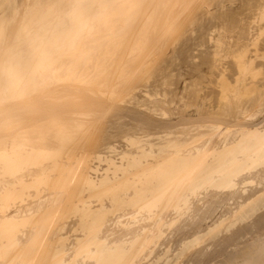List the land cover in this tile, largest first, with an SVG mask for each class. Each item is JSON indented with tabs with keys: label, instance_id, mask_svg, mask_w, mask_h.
<instances>
[{
	"label": "bare ground",
	"instance_id": "1",
	"mask_svg": "<svg viewBox=\"0 0 264 264\" xmlns=\"http://www.w3.org/2000/svg\"><path fill=\"white\" fill-rule=\"evenodd\" d=\"M3 1L4 2L1 1L2 3L0 4V6L2 7L6 6L3 9V11H6L7 9H11V10L15 9V12H18L19 8L15 6L16 0L15 1L14 0H3ZM116 1L117 0H74L72 8H70V10H68V12L65 13L66 15L68 14V16H71L73 18L72 20L70 19V21H72L71 24L70 22H67L69 20L68 18H67L68 20H66L64 16L62 15L60 16L61 14L60 12H59L60 14L58 15H56L58 11H55L56 13L52 12L54 16L56 15L60 17V19L57 17L59 20L58 21L59 23H57L58 24L57 25L55 22L50 21L49 24L51 23H53V25L54 23L56 24L55 27L53 26V29L58 28L60 25H61L60 28L61 27L63 28L62 29L63 32L62 30L59 31L60 33L59 34L57 33L56 35L57 38H55L56 37L55 36L54 37L55 39H53L52 36H54L53 34L56 33L55 30H58V29H54V30L52 29L53 32L55 31L54 33L50 32L51 29L50 30L48 29L49 31H47L46 28L50 27V25H48V23L45 25V22H43V20L46 17L50 18L49 17L51 13L50 11L55 8L49 2H48L49 3V7H48L47 3L44 5V3L41 0H38L37 2H35L36 3L35 6L33 7H31L32 5L27 6L28 11L26 10V12L30 13V15L34 17L33 19H37L36 21L39 22V24L41 23L40 25L41 27L37 28L35 26L37 28L35 29L36 31L33 33L35 35L30 34V35H33L34 38L33 37L29 38L28 36L30 31L32 30L28 31V34H24V36H23V33H22L23 31H22L21 37L24 38L25 36L26 37L28 36L29 38L28 42L29 44H31V46H34L37 48L40 45L42 46V48H45L44 51L43 49H41V47L39 48L40 53L41 51L44 52V53L43 52L41 53L42 60L40 59V61H43V62L45 61L43 60L45 59V57L48 59V56H51L52 50L49 49L50 43L53 44L54 47L58 44L57 45L58 48L57 46L55 47L59 49L57 50L58 52L52 53L53 55L55 53L54 55L55 57H57L56 54L59 53V55H61L63 53L64 51L63 49L67 45L66 42L68 43L69 41L71 43L70 48L72 49L74 48V50H70V49L65 50V55H68L69 57L76 55L77 52L80 53L82 51V50L80 51V48L82 49V45L85 46L86 44V43L84 44L81 43L82 40L80 41L79 44H77L75 42L76 39L78 37L80 38L86 32L92 33L94 30V24L92 23H94V21H98V20L107 21V20H111L110 18L112 16L114 17L121 16L122 18L121 21L124 24L122 32L124 33V31H127L126 29H128L129 27V26L127 27V23H129V20L133 19V17L137 15V14L132 13L135 11L134 9L136 8L138 9L139 7L141 8V6H143L145 1L147 0H121L123 2L121 1L119 2V0L117 2ZM189 1H193V0H189ZM57 2H59L58 5L61 3L59 0H57ZM57 2L56 4L55 3L54 4L57 5ZM41 4H43V6ZM96 4L97 5L99 4L98 6L101 8L99 9L97 6L98 9H96ZM162 4L163 3H161L160 5L162 6ZM66 5H68V3ZM148 5L145 4V9L146 7L149 8L153 4L151 3L149 7ZM160 5H158V7L160 8L157 9L156 7L157 10H160L161 8H163ZM62 6H64V3L62 4ZM168 6L169 5H167L166 7ZM43 7H46V8H43ZM262 9H263L262 12H264V4H262L260 10ZM11 10H9V12L13 14L14 11L12 10L13 11L12 12ZM55 10H59V9H55ZM157 10L155 12V9H154L155 13H153L151 9L149 11L150 12L152 11V13L147 12L148 15L146 14L145 15L147 17L155 16L158 12ZM162 10L163 11L161 10L160 11L164 12V9ZM174 10L172 11H173V14L175 15ZM166 11H168V9ZM172 11L169 10L168 13L166 12L164 13L169 15V17L170 16L172 17V15H170ZM2 12L0 11V43L6 41L5 40L6 35H7L6 26L8 25V24L5 25V22H6L5 17L1 18V15L4 13ZM140 12H141V9H140ZM140 12L138 13L140 14ZM8 13L5 12L4 14H6V16H9V19L11 20L10 18L11 13L10 15H8ZM164 13H162L163 15L162 14L161 15L166 16ZM25 15H27V13ZM142 15L143 14L140 15L141 18H142ZM178 17L179 16H177V18ZM26 18H28V16ZM52 19L50 18L49 20H52ZM49 20L47 19V21ZM263 20L264 18L262 19L255 18L252 24L255 25V27L257 26V28L254 27L253 29H256V30H254L253 32L255 31H258V32H256L254 39L249 41L250 40L249 38L248 40L249 42L246 41L247 42L246 45L244 44L243 47L240 48L237 52V54L239 53L238 58H240V60L244 58L241 61H244L246 59L247 60L246 65L250 67H253L255 65V63L257 62L256 61L257 59H260V57L261 58L264 57L263 55L264 53L263 54L261 53L264 50L261 49L262 47H259V36H260L259 34H261L264 30ZM32 22L30 23L28 22L27 24L24 23L23 29H20V30L25 31L27 30V28L28 29L33 28V26L31 27ZM37 22L36 24L38 26ZM110 23H113V21ZM170 23H175V22L170 21ZM119 24H121V22ZM10 25L12 24L10 23ZM170 25L172 26V24ZM224 26L222 28L220 27L221 31L225 30ZM97 27L95 26V28ZM121 27H122V24H121ZM112 29H113V26H112ZM20 30L17 32L20 33ZM42 32H45V33H42ZM48 32H50L52 36L51 35L48 36L50 34ZM44 34L48 36V38L46 36V40L44 39L45 38ZM60 34L61 35L64 34L63 37L60 36ZM106 35L108 36V41H109V38L112 36V34L110 35L106 34ZM106 35L104 37H106ZM123 35L125 36V34ZM120 36H122V33H120ZM16 37H18V33ZM26 37L24 40L28 39ZM119 38L121 39V37ZM111 40H112V37H111ZM19 41L22 42L21 38L18 40V42ZM99 41H103V39L100 38ZM14 42L12 43L16 44V41ZM91 42L93 41L91 40ZM12 43H11V47L10 46L9 47L11 48V50L12 49L16 50L18 47V43L17 45H15L17 46L16 49L15 47H13L14 45H12ZM145 43L146 41L143 42V45ZM61 46L63 47L61 48ZM252 47H255V49H253ZM85 48H83V52H81L84 55L87 52V51L85 52L84 50ZM131 48L132 47L130 45V49ZM127 49L129 50V48ZM251 49L253 53L251 52L250 54ZM11 50L9 49L7 51V54ZM13 50L11 51V53L9 52V56H11L10 54H12ZM22 51L24 52L23 49ZM22 51L19 50L17 51L16 54H14V52H16L14 51L12 54L13 60L10 59L11 57L8 58L10 59V61L4 60L5 63L6 61L7 62L9 61V63H7L6 66H9L10 68L2 67L5 65L4 62L2 63L0 67L3 70V71L1 70L3 73L2 77L3 76L6 77V78L3 77V79L1 77L0 80H2L1 82H3V84L7 83L6 85H8L9 92L11 91L16 92V88L20 87V84L24 82L25 78L29 80H32V78H34L32 74L33 68L32 66L29 65L30 62L29 63L26 62V64H28L27 66L29 67L27 66L25 67L28 70L25 67H23V65H26L24 61H26L27 59L28 60L30 59L26 57L28 55L26 51L24 52L23 56L25 54L27 55H25L24 57L21 56L22 57L21 59L19 55L22 53ZM117 51H119V49ZM18 52H21V53L18 54ZM35 52H36V49H35ZM127 52H132V50L127 51ZM5 54H6V51H5ZM233 54L236 55V53H233ZM249 54L252 56H250ZM43 55L44 56L46 55V56L44 57ZM86 55H89V54H86ZM17 56H19V58ZM54 56H53L54 59H52V62H50L51 61L50 59L49 61L50 63H54L53 60L59 59L58 57L55 59ZM17 58L22 60V61H19L22 66H19L20 64L18 65V62L16 61L18 60ZM33 58H32V61H33ZM140 58H141V55L138 59ZM124 60H122V62ZM34 61L36 62V60ZM14 62H17V63H14ZM21 62H23L24 64H22ZM75 62L72 63L70 67L68 66L70 73H74L72 67L74 66ZM81 63H82V60H81ZM130 63H127V64H130ZM35 65L37 66V64ZM77 65L79 64H76L75 66ZM131 66H133V62L131 63L130 68ZM19 67L20 68L22 67L21 69L23 71L26 70V72L24 71L23 73V71L20 70ZM40 67H44V66L41 65ZM3 68L6 69L7 71L6 70L4 71ZM62 68H63V65L62 67L60 65V67L53 70L52 73L53 74L57 73L56 76H60L62 78L61 76L62 73H59L62 70ZM125 68H124V71L128 69L129 66L126 69ZM140 68L141 67H139V70H141ZM253 70L256 72V69H253ZM21 71H22V74H21ZM29 71H30V74H29ZM147 71L149 72L150 70H147ZM80 72L81 73H78V74L76 73L77 77L75 76L76 78L79 77L80 79L78 83L79 87L83 85L85 81L86 83H88L87 80H88L89 75L91 74V71H90V74L86 78V74L83 73L84 71H80ZM4 73L6 75H4ZM7 73L9 74L10 77H8ZM25 73H26V76H24ZM58 73L61 75H59ZM66 74H64L65 76L63 75V77H67ZM130 74L128 75V77L130 76ZM68 76H72V75H68ZM219 77H220L219 78L220 81L226 82V84L229 83L231 85H235V83H237L239 80L238 79L236 82H232L230 78L227 76V70L225 67H223V69L221 70ZM7 78H9L8 81H6ZM12 78H14L13 79L14 82L10 80ZM55 78L53 79L51 78L52 80L51 79L50 80L53 81ZM108 78L106 81L107 83L109 82ZM72 79H75V78H71V80ZM33 80H35V78ZM48 80H49V77H48ZM48 80L46 81V79H43L42 81L47 83L50 81ZM58 80L61 81L62 79H58ZM44 82H43V86L45 84V87H44V90H45L47 89L46 85H50L52 82H49L48 84ZM110 82L116 85V83H113L112 80ZM240 82L241 80H239L238 82L239 84H236V87H238L237 85L241 86ZM24 83H27V80ZM95 83L96 84L94 86L92 85V87L97 89L98 93L104 92L105 86L102 84L103 82L97 81ZM56 84H58V82ZM253 84H249V82L248 83L246 82L245 85L244 84L242 85L243 87L241 88V90L250 91L254 88L255 84L254 85ZM13 85H16V86L14 87ZM33 85H34V82H33ZM33 85L32 87L34 89L35 85L34 86ZM231 85L229 87L230 89L232 88ZM126 86L128 87V85ZM222 86L226 88L227 85L224 86V84H222ZM141 88L142 87H138L136 90L137 92L143 91L144 95L142 92L141 94L146 99L144 100L143 97L139 98L141 97V95L140 96L135 95L132 98H130L132 100V101L130 100V102L132 106H134L135 108L139 107L140 109H142L140 111L145 110L143 112L144 113L146 112L147 114H144V113H142L141 115L140 113L138 114L139 116L142 117L141 119L137 121L138 125L137 123L133 125V122L132 124H130L131 126L127 124L125 120L126 116H124V119L121 118L120 116L121 118L120 120L123 119L122 122L125 121L124 124L126 125L121 126L123 123L120 124L119 123L121 122L120 120L118 123L117 122L113 123L114 126H115V123L119 124L120 127L117 126V124L116 126L121 131L123 130L122 128H125V127H127L128 129V132L126 130V132L128 133L126 135L123 134L124 130L121 132L123 134L122 136H124L122 138L124 139L126 143V144L123 143V146L125 145L124 147H120L121 145H118L120 143L119 141H118L119 143L116 145L114 144L115 142L110 143V140L109 142L107 140H102V143L105 144L104 143L105 141L106 144L104 145V147H101L103 145L100 144L101 145L100 150L99 149L96 150L97 148L96 147L95 148V150L97 151L96 153H93L95 150H90V148L88 147L86 148L88 144L87 142L85 143V140L87 139L85 135L89 131L88 128L89 129L92 128L91 123L95 120L97 122V124L95 123L96 126L97 125L99 126V128L98 126L97 127L95 126V129L96 128L100 129L101 128L100 126L101 125L103 126L105 120L108 118L107 117L108 115L105 113L102 114L101 116H97L95 115L94 111L86 110V109H84L83 112L74 113L77 119L76 121L75 120L73 122L71 121L73 124L71 128H73L74 131H76V133H74V131H72L71 129V132L74 134H70L67 130L68 133L64 132L67 135H64L61 133L63 130H65L63 128V130L59 129L61 131L59 132V134L51 136L52 140L57 139V141L55 140L52 141L54 143V142L59 141L58 135L59 136H61V134L64 135V137L61 136V138L63 139L59 138L61 140L60 142L61 144L58 143V146L57 144H53L52 142H50L49 141L50 139L47 138L48 135H50L52 132L49 130H51L53 126L55 128V125H57L55 124L57 122L56 115H55L56 113L52 114L53 112L49 115L46 114V116L47 117L51 116L52 119L54 120L56 119V122L53 123L54 120H52V123L50 124H53V125H48L49 128L47 126V129H45L46 128L45 124H40L41 126L44 125L45 128H41V131L37 130L38 131L37 133L40 132L39 134H41V132H43L44 130L45 131L44 133L47 134L46 135L47 137H45V134L44 136L43 134H41L39 136L40 140L43 139V137H44V140L49 139L46 141L47 142L49 141L50 143H52L54 147L51 146L52 144H50L49 142L48 143L50 144V146L44 147L43 144H46V145L48 144V143H45L44 140H42L43 143L42 142L39 143L40 140H36L38 141V143L37 142L35 143L37 145L36 146L32 144V142L34 141H31L30 139L28 140L32 144V147H30L31 144L30 146H28L29 142L27 144L28 137L26 136L28 133H30L28 132L29 129L24 131V132L26 131L28 132L24 134L25 136L22 134V132L20 134L18 133L21 137L22 135L24 137L22 138L23 139L22 140L20 139V136L19 138L16 136L19 139L18 140L19 143L16 137H14L16 139V140L14 139L15 142L13 141L14 144H12V142L8 143L9 138L5 140L6 137L5 136L2 137V140H0L1 141L0 142V146H1L0 147V264H170L171 260L173 259V258L171 259V256L173 255L170 254L172 252V249H171L172 247L170 246V248L168 247V249H164L162 252L157 253L156 249L160 247L158 246L160 244L159 242L165 237V235L168 232L170 233V231L174 230V228L177 226V224L178 225L180 224L183 218H185L187 215L190 216V213L194 210L196 205L197 206L204 205L203 204L204 201L212 196L214 197V200H215V197L224 198L226 196H229L233 198L234 196H237V194L239 193V190H240V195H242L241 193L243 192H245V195H247L248 189L251 190V188H248L246 192L247 186L248 187L250 185L255 186L256 184L259 186V185L264 184V178L261 177L262 180H260L261 178L259 179L261 174H264L263 172L260 174L261 171H264V93L261 94L260 99L256 101V103H253L254 105L252 106L245 105V107H241V108L239 107L241 110V112L239 111V114L241 116L239 117V115L236 114L237 115L236 119L238 117L239 118L236 120L234 119L235 117H232V119L234 120L228 119L230 121H227L226 119L217 116V114L220 113L218 110L222 108L221 106L222 101L224 102V100H227L226 99L227 97L226 98L221 97L222 98V99L220 98L221 103L218 102L217 104L213 102L214 100L213 101L211 100L212 98L211 95H210L211 98H208V99L204 98L203 100H198L199 103L196 105L197 109L198 110H202L203 108L209 109L210 114L207 113L209 114L207 119L201 120V118L204 117V116L201 117V115L203 114L201 111V114L198 113V115L200 114V117H201L199 122L192 126H189L185 124L184 122L175 123L173 119L172 120L170 119L171 114L173 116V113H174L170 111L171 106L174 105V103L176 104L175 100L169 101L171 99H168V97L172 93L169 95V93L167 94L165 92L166 93L165 94L164 92H160V90L158 89L160 88V86L156 88V90H154L155 89L154 88L153 89L154 91L148 88L146 90L145 89L142 90L143 88L142 89ZM225 88H221V89H225ZM124 89H127V88H124ZM4 90L6 91L7 89H4ZM185 90H187V88ZM45 91L42 90V94ZM119 91L121 92L119 93ZM119 91L118 93L120 95L118 94L119 95L118 97L116 95L115 96L117 98H120V96H122L121 98H124V99L118 100V99H115L114 97L115 101L117 100L116 104H118L117 102L119 101L121 102L123 100H126L125 99L126 96L124 97L123 95L125 94L124 90L122 89ZM228 91L225 90V92H228ZM112 93H114V91ZM14 94L12 95L15 96ZM27 94H29L28 90H27ZM132 94L134 95V93ZM13 96L10 97L7 95L5 97L6 98L10 97L7 100L8 101L10 100L9 102H13L14 101L12 99L14 98ZM19 96H22V95H19ZM102 96L104 97V94ZM129 96H131V93L129 94ZM61 99L62 100L60 102L69 100V97L63 96ZM114 99H111L113 100L112 105L115 104ZM7 100H6V103L8 102ZM49 100L51 101L52 99L50 98ZM183 100L185 101V98L183 99V97H181L180 102H182ZM184 101L182 103H184ZM186 101H188V99ZM37 103H38V100H37ZM110 103H112V101H110ZM132 103L136 104V106ZM190 106L191 104H187V103L180 104L179 107H183V108H179V109L186 111L188 107L191 108ZM225 106L227 107L226 104ZM109 108L111 107L109 106ZM109 108L107 107L108 110ZM191 110L192 109H190L189 111ZM5 113L6 111L1 112L3 116ZM61 113H64L63 115H65L66 112L61 111ZM259 114H261V118L259 117ZM20 115L21 114H19L18 116ZM34 115L35 114L32 113L31 116H34ZM227 115L229 116V114ZM180 116H182V114ZM2 117H0V119H2ZM20 118L21 116L17 118V120ZM7 119L5 118V120ZM45 120L46 119H44V121ZM179 121H184V120H179ZM7 122H15V121H14V118H9ZM49 122L51 121L42 122V123H49ZM18 124H22V123H18ZM18 124H16L17 127L19 126ZM5 125H6L5 127H9L7 126V124ZM41 126H39V129ZM112 126H111L112 129H116L117 132L120 131V130H117V128H115L114 126L113 127ZM60 127H63V126H60ZM36 128L37 127H35L34 129ZM85 128L86 130H84ZM29 131H32V129H30ZM110 131H112V133L116 132L113 130H110ZM96 132L97 131L95 130L94 134H96ZM56 133L58 132L56 131ZM108 133L111 134L110 132ZM109 134L107 135L109 136ZM115 134L117 136V133ZM88 135L87 137H89ZM54 136L55 138L53 139ZM25 138H26V141H25ZM35 138L37 137H34V139ZM20 141L21 142L24 141V143L27 145L25 146V144L23 143L24 147L21 148L23 145L20 143ZM71 142L73 143L74 147L76 146L78 150H75L76 148L74 149V151H72L71 149H66L67 143L70 144ZM81 142L87 145L85 146L82 143L85 146L84 147L82 146V144L80 145ZM19 144L21 146H19ZM38 144H40V147ZM41 144L43 146H41ZM55 145L58 148L57 147L55 148ZM69 147L72 148V146H69ZM257 178L259 179V181H261L260 183H256V181L258 180ZM259 190H258L259 195L258 194L253 195V197L248 196L249 198L246 197V201H244L245 195L243 193L242 197H244V200L242 201L244 202L241 201V204H239L237 208L234 207L235 210L232 211L230 215H226V214H225L226 216L222 215L224 217L221 220L219 219V223L217 222L215 223L217 225L214 224L215 225V226L213 225L214 227L213 226L212 228L210 227L211 229L208 228L210 229V231L207 232L208 234H202L201 233L202 231L200 230V232L196 233L194 239L189 240L190 239L189 238L188 240H185V241L183 240L184 242L182 246L184 248H180L183 250L182 254L183 253L186 254V251H188V249L192 250V248H194L195 245L201 246L202 242L204 243L216 231L218 230L221 231V227L225 224V222L227 223L230 222V224L226 226L227 231L228 230L230 231L231 229H233L240 223L243 224L244 222H249V219L253 220L252 218L259 212L261 213V210L264 211L263 209L264 208V191L262 188V192L260 191L261 192L260 194ZM232 198L230 199L231 202L234 201L232 200ZM197 208L198 207H196V209ZM208 216L210 215L208 214ZM191 217L192 215L190 216V218ZM201 217H203V215ZM205 217H206V214L204 215V218ZM195 219H196V215L193 220ZM193 220L191 223L194 222ZM197 224L198 223H196V225ZM224 227L225 226H223L222 228ZM204 233L206 232L204 231ZM207 236L209 237L207 238ZM213 236L212 237L214 239L211 238L212 241L218 238L217 235L216 236L213 235ZM205 238L207 239L205 240ZM262 239H264V237L261 238V240ZM262 242L264 243V240ZM263 247H264V244H263ZM185 248L186 249L188 248V249L186 250ZM180 255L181 253H179V256ZM182 256L180 257L183 258Z\"/></svg>",
	"mask_w": 264,
	"mask_h": 264
},
{
	"label": "rangeland",
	"instance_id": "2",
	"mask_svg": "<svg viewBox=\"0 0 264 264\" xmlns=\"http://www.w3.org/2000/svg\"><path fill=\"white\" fill-rule=\"evenodd\" d=\"M1 1L4 2L3 0H0V4L2 3ZM32 1L34 4L32 3ZM37 1L38 0H16L15 6L18 7L19 10H18V12H15V9H12V10L14 11L13 14L16 15L18 18L16 16H14L11 12H9V10H11V9H7L6 11H3V9L6 6H4V7L0 6L1 12L2 11L4 13L9 12L8 15H10V13H11V15H10L11 20L9 19V16H6V14H4L2 12L4 14V16H3V14L1 13L2 14L1 18L5 17V20H6L5 25H7V24L8 25L6 26V29H7V31H6L7 35L5 38L6 41L0 43V47H1V49H0V58H1L0 59V63H1L0 67H1L2 63L4 62V60L10 61V59L13 58L12 54L14 51H16V52H14V54H16L17 51H19V50L22 51V49H23L24 52L26 51V53L28 54V55L25 54V55H27L26 57L30 59V60L27 59L26 61H24V60L23 61L25 64H26V62L27 63L30 62L29 65L32 66V68H33V70H32V68H31V70H32L33 77L35 78V80H33L34 78H32V80L25 78L24 82H26V80H27V83L23 82L24 83V84L22 83L23 85L20 84V87L16 88V92H12L10 90L12 93L8 91V85H6L7 83L5 82L6 84H3V82H1L2 80H0V117L3 116L1 114V112L6 111V113L4 114L2 119H0V121H2V122H0V127L1 128L3 126L5 127L6 126L5 124H7V126H9V127H5V128L3 127L4 130H3V128L2 129L0 128V140H2V137L5 136L6 137L5 140H7L9 138L8 143L12 142V144H14V142H15L14 137L17 136L19 138V136H20L19 134L21 132L23 135L30 132L26 136V137H28L27 140L30 139L31 141H34V142H32V144L36 145L35 143L36 142L38 143V141H36V140H40L39 136L41 134H43V136H44V134H45L44 130H43V132H41V134H39L40 132L39 133H37V132L41 131V128H45V126H46L45 129H47L48 125H53L50 123H52V120H54V119H52L51 116H49V117L46 116V114L49 115L53 112L52 114L56 113L55 115H56V119H57V122L55 119L53 121V123L56 122L55 124H57V125L54 124L55 128L53 126L54 129L52 128L51 130H49L52 132L50 135H48V137L46 136L47 134H45V137L49 138L50 140L46 139V138L45 139L52 142L55 140L54 139L55 136L53 137L54 140H52L51 136L59 134V132H61L59 129H61V130H63V128L65 129L61 132L64 135H67L66 133H68V132L70 134L76 133V131H74V129L71 128L73 125L72 122L74 120L76 121V119H77L76 115H74V113L75 112H83L84 109H86V110L94 111L95 115H97V116H101L102 114L105 113L108 115L107 116L108 118L105 120L104 125L100 126L101 127L100 129H97V128L95 129V126L97 124V122L95 120L93 121L94 123L93 122L91 123L92 124L91 129L86 127V128H88L89 131L87 133L84 132V133H86L85 136L87 138L86 139L87 141L85 140V143L87 142L88 145L86 144L87 145L86 146L83 142H81L80 145L83 143L86 146V148L88 147V148H90V150H95L96 147H97L96 150H98V149L100 150L101 147H104V145L106 144L105 141H104L105 144H103L102 140H107L108 142L110 140V143L115 142L114 144L117 145L120 142L121 144L119 143L118 145H121L120 147H124L125 145L123 146V143L124 144H126V143H125L124 139L122 138V137H124L122 135L128 134L127 133L128 129H127V127L122 128L124 130V131L122 130L123 131V134H122L121 133L122 131L119 128H117V126H119V124H117V123L119 122V120L121 118L124 119V116H126L125 120H126L127 124L130 125L133 122V125H135V123H137V125H138L137 121L142 118L138 114L140 113V115H141L142 113H144L143 111H145V110L140 111L142 109H140L138 106H137L138 108H135L134 106L131 105V102H130V100H131L130 98H132L135 95L136 96L141 95V97H139V98L143 97L141 92L143 93V95H144V92L143 91L137 92L136 89L138 87H142L143 88V89L141 88L142 90H144V89L146 90L147 88L151 89V90H153L155 88L154 90H156V88H158L160 86V88H158L160 90V92H164V93L166 92L167 94L169 93V95L172 93L170 96L168 95L169 96L168 99H171L169 101L175 100L176 104L174 103V105L171 106L170 111H172V113L174 112L175 114L173 113V116L171 114L170 119L171 120L173 119V121H175V123H180V122L183 123L184 122L185 124H187L189 126H192V125L198 123L200 118L203 116L204 117L201 118V120L207 119V117L210 114L209 109H205V108H203L202 110L197 109L196 105L199 103L198 100H203L204 98L208 99V98H211V96H212L211 100L212 101L214 100L213 102H215V104H217L218 102L221 103L220 102L221 97L222 98L227 97L226 99L228 101L224 100V102H223L221 100L223 103V105L221 103V106H222L221 109L222 110L221 109L218 110L220 113L217 114V116L222 117V118L226 119L227 121H230V120L236 119L237 115H239V117L241 116L239 114V111L241 112V110H240L241 107H245V105L246 106L254 105L253 103H256V101H258L260 99L261 94L264 93L263 92L264 91L263 90L264 89V57H262V58L260 57V59H257L256 60L257 62L255 63V65L253 67H250V66L246 65L247 60L245 59L244 60L245 62L241 61L244 58H242L240 60V58H238L239 53L237 54L238 50L240 48H242L244 44L246 45V43H247L246 41H248L249 38H250L249 41L254 39L256 32H258V31L253 32L256 29H253L255 27V25H253L252 22L255 20V18H258V19L264 18V12H262L263 9L260 10L262 4H264V0H193V1L188 0V2H187V0H183V1L182 0L181 1L180 0H164V1L163 0H155L156 2L154 0H152V1L147 0V1H145L144 5H143L144 7L141 6V8L140 7L138 9L136 8L138 11L136 9H134L135 13L132 12L133 14L138 15L139 14L138 12H140V9H141V12H143V13L140 12V14L138 16L136 15L137 17L134 16L133 19L129 20V23H127V27L129 26L128 27L129 30L126 29L127 31L123 30L124 33L122 32L124 24L121 21V19H122L121 16H119L120 18L118 16H115V17L112 16L113 18L109 17L111 20H107V21H99L98 20L101 23H99L98 21H94V23H92V24H94L93 32L92 33L86 32L83 34L84 36L82 35L80 37L81 39L78 37L75 41L77 44H79L81 40H82L81 43H83V44L86 43L85 46L82 45V49L80 48V51L82 50L81 52H83V48H85V47L87 48V50H86V48L84 49L85 52L87 51L86 53L84 52L85 55L81 52L80 53L77 52L76 55H73L70 57L68 55H65V50H68V49L74 50V48L73 49L70 48L71 43L68 40L69 42L68 43L66 42L67 45L66 46L64 45L65 47L63 49L64 50L63 53L61 52L62 53V54L60 53L61 55H59V53L56 54L57 57L59 55V57H58L59 61L53 60L54 63H50V62H52V59H54L53 56L55 55L56 52H58L57 50H59V49H57L58 44L56 45L57 48H55L56 46L54 47L53 44L50 43V45H49L50 48L49 47L48 48L52 50V51L50 50L52 53L53 52H55V53H54V55L51 53L52 57L48 56V59L45 57L46 55L45 56L43 55L45 57V59H43L45 61L43 62V61H40V59L42 60L41 53L45 50V48H42V46H40V45H39V47L36 48L34 46H31V44H29V42H28L29 38L33 37V35H35V34H33L36 31L35 29L41 27L40 26L41 23L39 24V22L36 21L37 19H33L34 17H32L30 15V13L26 12L27 6L32 5L31 7H33L36 4L35 2H37ZM41 1L44 3V5L47 3L48 7H49V3H50L54 6L55 9H59V10L52 9L50 11L51 13H50L49 17L51 19L52 18H54V19L49 20L50 18L46 17L43 20V22H45V25L47 23H48V25H50V27L46 26V27H48V28H46L47 31H49L50 29H51L50 32H52V33H54L56 31V33L53 34L54 36H52V34L50 32H48V33H50L48 36L51 35L53 37V39H55V38H57V36H56L57 33L59 34L60 33L59 31H61L63 29L62 27L60 28V26H61L60 25L58 28H54V29H58V30H55L53 32V30H54L53 26L55 27V25L57 23H59L58 18L60 19V17H58L56 15L61 13L60 16L61 15L64 16V18L66 20L69 19L67 22H70V24H71L72 21H70V19L72 20L73 18L71 16H68V14L66 15L65 13H67L68 10H70V8H72L74 0L73 1L72 0H67V1L64 0V2H63V0H59L61 2L59 5H58L59 2H57V0H55V1L54 0H41ZM120 1L121 0H119V2ZM56 2H57L58 6L55 5ZM121 2H123V1H121ZM148 2L150 4L152 3L153 5H151L149 7L150 4ZM182 2H184V3H182ZM63 3H64V6H62ZM67 3H68V5H66ZM159 3L160 4L163 3L162 6ZM164 3H165V5H164ZM171 3L174 5H172ZM127 4H126V6H127ZM145 4H147V5L149 4L148 5L149 8L146 7V9H145ZM41 5L43 6V4H41ZM98 5L96 4V9L101 8ZM158 5L163 7L160 10L163 11L162 9H164V12H166V13H168L169 10L172 11L175 9L176 10V11L174 10L175 15L173 14V11H172L171 14L169 12V14L172 15V17L171 16L169 17V15L165 14L164 12L157 10L158 8H160V7H158ZM167 5H169L170 8H169V6L166 7ZM182 5L185 7H183ZM97 6H98V8H97ZM178 6L182 9H180ZM190 6H192V7H190ZM58 7H60L61 9ZM156 7H157V9H156ZM43 8H46V7H43ZM62 8H64V9H62ZM151 9H152L153 13H155L156 10L158 12L155 16L147 17L146 15H148V13H152V11L151 12L149 11ZM154 9H155V12H154ZM167 9H168V11H166ZM183 9H185V10H183ZM55 11H58V12L54 16L52 14V12L54 13ZM183 12H184V14H183ZM26 13H27V15H25ZM162 13H164L166 16H162L163 15ZM141 14H143L142 18L140 16ZM159 14L160 15L162 14V15L160 16ZM27 16H28V18H26ZM177 16H179V17L177 18ZM6 17H8V18H6ZM7 19L9 21V23H8ZM31 19L33 20V22ZM47 19L49 21H47ZM118 19H120V20H118ZM56 20H57V22H56ZM123 20H124V18H123ZM50 21L55 22L56 24L55 23H54V25H53V23L49 24ZM112 21H113V23H110ZM170 21L175 22V23H170ZM28 22L29 23L32 22L33 25L31 24V27L33 26V28L29 27L30 29L27 28V30H25V31L20 30V29H23L24 23L27 24ZM36 22L38 23V26H37ZM120 22L122 24V27H121V24H119ZM10 23L12 25H10ZM169 23L172 24V26ZM263 24H264V20H263ZM95 26L96 27L98 26V27L95 28ZM112 26H113V29H112ZM223 26L225 27L226 31L220 30ZM114 27H115V29H114ZM67 28H68V26H67ZM255 28H257V26ZM19 30H20V33L17 32ZM30 30H32L33 32ZM28 31H30V33L28 35L29 38H28V36L27 37L25 36L28 39L24 40L25 37L24 38L21 37L22 36L21 32L23 33V36H24V34H28ZM62 32H63V30H62ZM119 32L122 33V36H120ZM17 33H18V37H16ZM42 33H45V32H42ZM30 34H33V35H30ZM106 34H108V35L112 34V36H111L112 40H111V37L109 36L110 38L108 41V36ZM123 34H125V36ZM63 35L64 34H62V35L60 34V36H62V37H63ZM105 35H106V37H104ZM259 35H260L259 36V47H262L261 49L264 50V30ZM44 36H45L44 39L46 40L47 35L44 34ZM48 36H47V38H48ZM65 36H67V35H65ZM62 37H60V38H62ZM119 37H121V39ZM16 38H17V40H16ZM20 38H21L22 42L21 41L18 42V40ZM100 38H102L103 41H99ZM83 40L86 42H84ZM91 40L93 42H91ZM116 40L117 41L119 40V41L117 42ZM14 41H16V44H14L15 43ZM97 41H99V42H97ZM144 41H146V43L143 45ZM12 42H14V43H12ZM24 42H25V44H24ZM41 42H40V44H41ZM11 43H12V45H14L13 47H15V49L17 47L15 45H17V43H18V47L16 50L12 49L13 52H12V54H10L11 56H9V52L11 53V51H12L10 48ZM117 45L118 46L120 45V46L118 47ZM130 45L132 47L131 49H130ZM33 47H34V49H33ZM40 47H41V49H43V51H41V53L39 52ZM44 47H45V45H44ZM51 47H53V48H51ZM62 47L63 46H61V48ZM18 48H19V50H18ZM48 48H47V50H48ZM95 48H97V49H95ZM117 48L119 49L120 52L117 51L118 50ZM127 48H129V50ZM134 48H135V50H134ZM252 48L255 49V47H252ZM7 49L11 50L8 52V54H7V51H8ZM35 49H36V52H35ZM37 50H38V52H37ZM126 50L127 51L132 50V52H127ZM5 51H6V54H5ZM2 52H3V54H2ZM24 52L23 51H22V53L18 52V54L21 53L19 55L21 59H22L21 56H23ZM251 52L253 53L252 49L250 50V54H251ZM39 53H40V55H39ZM233 53H236V55ZM261 53L263 54L264 51H262ZM86 54H89V55H86ZM36 55H38V56H36ZM126 55H128V56H126ZM140 55H141V58L138 59L140 57ZM19 56H17V57L19 58ZM60 56H62V57H60ZM82 56H83V58H82ZM122 56L125 58H123ZM236 56H237V58H236ZM250 56H252V55H250ZM57 57H55V59ZM77 57H79V58H77ZM119 57H121V58H119ZM8 58H10V59H8ZM25 58H23V59H25ZM32 58H33V61H32ZM35 58H37V59H35ZM76 58H77V60H76ZM86 58H88V59H86ZM21 59H18V60L15 59L18 62V65L20 64L19 61H22ZM38 59H39V61H38ZM50 59H51V61H50ZM121 59L122 60L126 59V60H124L125 62L123 61L125 64L122 62ZM34 60H36V62ZM81 60H82V63H81ZM9 61L8 62L6 61V63L4 62L5 65L3 64L4 66H2V67L10 68L9 66H6V64L9 63ZM111 61H113V62H111ZM17 62H14V63H17ZM74 62H75V64L72 67L74 73H70L68 66L70 67L72 65V63H74ZM130 62L131 63L133 62V66H131V68H130V65H131ZM21 63L24 64L23 62H21ZM31 63H33V64L35 63V64H37V66L35 64L33 65ZM127 63H130V64H127ZM45 64L47 67L45 66ZM76 64H79V65L75 66ZM121 64L122 65L124 64L123 65L124 67ZM141 64H142V66H141ZM27 65L28 64L23 65V67H25ZM41 65L44 67H40ZM53 65H54V67H53ZM60 65H61V67L63 65L62 70L59 72V73H62V75L59 73L58 74L61 75L62 78L60 76H56L57 73L56 74L52 73L53 70H55L56 68H59ZM126 65L129 66L128 69H126L128 67ZM19 66H22V65L20 64ZM125 66H126V68H125ZM27 67H29V66H27ZM139 67H141L140 68L141 70H139ZM223 67L226 68L227 76L230 78V80L232 82H236L238 79L241 80V82H240L241 86L237 85L238 87H236V84H239L238 83L239 80L237 83H235V85H231L229 83L226 84V82H222L219 80V78H220L219 75H220V72L223 69ZM21 68H20V70H22ZM124 68L126 69L125 71H124ZM253 69H256V72ZM1 70H2V68H0V72L2 73L3 70L2 71ZM5 70L6 69H4V71ZM67 70H69V71H67ZM147 70H150V71L148 72ZM164 70H166V71H164ZM22 71H21V74H22ZM24 71L26 72V70H24ZM24 71H23V73H24ZM80 71H84L83 73L86 74V78L90 74V71H91V74L88 77V80H87L88 83H86V81H85L83 83V85H81L79 87L78 83H79L80 79H79V77L78 78H76V77H77L78 73H81ZM125 72L126 73L128 72L129 74L131 73L130 76L128 77L129 74L128 73L126 74ZM1 73H0V79L3 75V73L2 74ZM5 73H4V75H6ZM66 73L68 75H72V76H68ZM27 74H28V72H27ZM29 74H30V71H29ZM64 74H66V76L68 78L63 77ZM133 74H134V76H133ZM53 75H54V77H53ZM136 75H138V76H136ZM24 76H26V73L24 74ZM55 76H56V78H55ZM3 77H2V79H3ZM8 77H10L9 74H8ZM48 77H49V80L51 78L52 79L55 78V79L53 81H51L52 79L49 81ZM132 77H133V79H132ZM4 78H6V77H4ZM71 78H75V79L71 80ZM107 78H108L109 82L112 80V82L116 83V85L112 84L111 82L107 83L106 82ZM13 79L14 78H12L10 80L13 81ZM43 79H46V81L48 80L49 82H52L51 84H53V85H51V84L46 85L47 89H45V90H47V91L44 90L45 84L43 86V82H44V81H42ZM58 79H62L61 80L62 82L59 81ZM63 79H64V81H63ZM8 80H9V78H7L6 81H8ZM56 80H58V81H56ZM70 80L72 81V83ZM74 80H75V82H74ZM97 81L103 82L102 84L105 86L104 92L98 93L97 89L92 87V85L94 86L96 84L95 82H97ZM114 81H116V82H114ZM10 82H8V83H10ZM33 82H34L35 86L33 85ZM35 82H36V84H35ZM49 82H47V83L44 82V83L48 84ZM57 82H58V84H56ZM246 82L247 83L249 82V84H253V83L255 84V85L253 84L254 88L252 90H250V91L247 90L248 92L241 90V88L243 87L242 85L243 84L245 85ZM110 84H111V86H110ZM165 84H166V86H165ZM222 84H224V86L227 85L226 88L223 87ZM3 85H5V86H3ZM32 85L35 87L34 89H33ZM112 85H114V86H112ZM126 85H128V87ZM134 85H135V87H134ZM230 85L232 86L231 89L229 88ZM13 86L15 87L16 85H13ZM233 86H235V87H233ZM40 87H41V89H40ZM189 87H190V89H189ZM239 87H240V89H239ZM50 88H52V89H50ZM124 88H127V89H124ZM186 88H187V90H185ZM221 88H225V89H221ZM1 89H3V90H1ZM4 89H7L6 90L7 93ZM122 89L125 92V94H123V95H124V97L126 96L125 97L126 100H123L121 102L119 101L120 103L117 102L118 104H116L117 100L115 101V99H118V100L124 99V98H121L122 96H120V98H117L120 95L119 93L121 92L119 90H122ZM235 89H237V90H235ZM17 90H19V91H17ZM27 90H28L29 94H27ZM42 90L45 91V92H43V94H42ZM223 90H224V92H223ZM225 90H227V91L229 90V91L225 92ZM4 91H5V93H4ZM110 91H112V92L114 91L115 94L110 92ZM118 91H119V93H118ZM236 91H237V93H236ZM124 92H122V93H124ZM174 92H175V94H174ZM130 93H131V96H129ZM132 93H134V95ZM12 94H14L16 97L13 96ZM103 94H104V97L102 96ZM7 95L10 97L13 96L14 98H12V99L14 101L11 99L13 102H9L10 100L8 101L7 99L10 97H8V98L5 97ZM19 95H22V96H19ZM63 96H68L69 100H65V101L60 102L62 100L61 98ZM114 97H115V99H114ZM181 97H183V99L185 98V101L183 100L184 103L191 104V106H190L191 108L188 107V109L186 111L179 109V108H183V107H179L180 104H184V103H182L183 101L180 102ZM4 98L8 101L7 103H6V100ZM50 98L52 99L51 101L49 100ZM110 98L114 99V102H115L114 105L115 106L112 105L113 100H111ZM143 98H144V100L146 99L145 97H143ZM187 99H188V101H186ZM37 100H38V103H37ZM53 100H54V102H53ZM110 101H112V103H110ZM124 101L125 102L127 101L126 103H128V101H129L130 104L129 103L126 104ZM46 102H48V103H46ZM109 104H111V105H109ZM132 104H134V103H132ZM225 104L227 105V107L225 106ZM108 105L111 108H109ZM134 105L136 106V104H134ZM112 106H114V107H112ZM174 106H175V108H174ZM34 107H36V108H34ZM107 107L109 108V110L107 109ZM235 107H237V108H235ZM190 109H192V110L189 111ZM205 110H206V112H205ZM207 110H208V112H207ZM61 111H65L67 113V115H66V113H65V115H63L64 113H61ZM108 111H110V112H108ZM181 111H183V112H181ZM201 111L203 114L200 117ZM32 113H34L35 115L31 116ZM198 113H200V114L198 115ZM207 113H209V114H207ZM9 114H10V116H9ZM19 114H21L20 115L22 118V119L20 118L21 120L20 119L17 120V118L20 117V116H18ZM144 114H147V113L145 112ZM179 114L180 115L182 114L183 117L180 116ZM227 114H229V116ZM120 116H121V118H120ZM229 117H231V118H229ZM232 117H235V118L232 119ZM259 117L261 118V114H259ZM5 118L6 119L7 118L8 119L14 118L15 122H7L8 119L5 120ZM15 118H16V120H15ZM44 119H46V120L44 121ZM123 119L120 120L121 122H119L120 124L123 123L121 126L126 125V124H124L125 121L122 122ZM228 119H230V120H228ZM179 120H184V121H179ZM48 121H51V122L42 123V122H48ZM114 122H117V123H115V126L113 125ZM18 123H22V124H18ZM16 124H18L19 126L17 127ZM40 124H45V126L44 125L41 126ZM116 124H117V126H116ZM112 125L115 128H117V130H120V131L117 132L116 129H112L111 128ZM39 126H41L40 129H39ZM57 126H59V127H57ZM60 126H63V127H60ZM35 127H37L38 129L37 128L34 129ZM13 128H15V129H13ZM48 128H49V126H48ZM86 128L84 130H86ZM93 128L97 131L96 134H94L95 130ZM98 128H99V126H98ZM28 129L29 130L32 129V131H29ZM71 129H72V131H74V133L71 132ZM109 129L116 131V132L112 133V131H110ZM25 130H28V132L27 131L24 132ZM67 130H68V132H67ZM126 130H127V132H126ZM53 131H55V132H53ZM56 131L58 133H56ZM107 131L110 132L113 136L111 134H109ZM64 132H66V133H64ZM115 133H117V136ZM62 134H61V136L64 137V135H62ZM107 134H109V136ZM23 135H22V137L20 136V139L24 138ZM87 135L89 137H87ZM119 135H120V137H119ZM61 136L58 135V137L60 139H63V138H61ZM11 137H13V138H11ZM17 137H16V139L18 141L19 139ZM34 137H37V138L34 139ZM59 138H58V140H59L58 142H54V143L52 142V143L57 144V146H58V143L61 142V140ZM42 140H44V137H43V139H41L39 141V143H41V142L43 143ZM46 140H44V142L48 143L49 141L47 142ZM25 141H26V138H25ZM55 141H57V139ZM28 142H29L28 146H30L31 143L28 140L27 144H28ZM18 143H19V141H18ZM20 143L23 145L21 148H23L24 144H25L24 141H22V142L20 141ZM49 143L47 145L43 144L44 147L50 146V144H52V143H50V144ZM27 144H25V146ZM32 144L30 147H32ZM53 144L51 146H53ZM83 144H82V146H84ZM100 144L103 146H101ZM38 145L40 147V144H38ZM43 145L41 144V146H43ZM67 145H66V147H67L66 149H71L72 151H74V149L76 148V146L74 147L72 142L70 144L67 143ZM2 146H4V145H2ZM19 146H21V145L19 144ZM57 146L55 145V148ZM69 146H72V148ZM75 150H78V149L76 148ZM96 150L93 153H96L97 152ZM262 172L264 173V171H261L260 174ZM261 177L264 178V174H261L259 179ZM262 178L260 180H262ZM259 179L256 181V183L261 182V181H259ZM259 186H261V187H259ZM259 186L257 184L255 186L254 185L253 186L250 185L249 187L247 186L246 192H247L248 188H251V190L248 189L247 195H245V192H243L245 195L244 196L245 200H244V197H242L243 193H241L242 195H240V190H239V193L237 194V196H234L233 198L229 197V196H226L224 198L223 197H218V198L215 197V200H214V197L212 196V197L208 198L209 200L208 199L205 200L206 202L204 201V203H203L204 205H200V206L196 205L194 210L191 212L192 214L190 213V216L192 215V217H191L192 219L190 218V216L187 215L185 218H183L181 220L179 225L177 224L178 227L176 226L174 228V230L170 231V233L168 232L169 234L167 233L165 235V237L162 240H160V242H159L160 244L158 245L160 247L157 248L158 250L156 249L157 253H160L164 249H168V247L170 248V246H171L172 252L170 254L173 255V256H171V259L173 258L172 259L173 261L171 260L170 264H172V263L173 264H264V247H263L264 243L262 242L264 239L261 240V238L264 237V235H263L264 234V221H263L264 220V211L263 210H261V213L259 212L258 214H256L258 216L255 215L252 218L253 220L249 219V222H244L243 224L240 223L236 227L231 229L230 231L229 230L227 231V227H226L230 224V222L229 223L225 222L226 225L225 224L223 225V226H225L224 228H222L223 226L221 227V231L218 230V231H216L217 233L216 232L214 234L212 233L215 236L217 235L218 238H216L215 240L212 241V239H214L213 238L214 236L212 235L213 237L212 236L209 237L211 235L210 234L209 236H207V238L208 237L209 238L208 239L205 238V240L206 239L207 240L204 243L202 242L201 246L195 245L196 247L194 246V248H192V250L191 249L189 250L187 248L188 251H186V254H184V253L182 254L183 250L180 249V248H184L182 245H183V242L185 240H188L189 238H190L189 240L194 239L196 233L200 232V230L202 231L201 232L202 234H208L207 232L210 231L212 226L216 222L219 223V219L221 220L224 216L230 215V213H232V211H234L235 208H237V206H239V204H241L242 200L246 201V197H248V196L253 197V195H257V194L259 195V193H258L259 189H261V190H259V192L260 191L262 192V188L264 191V187H263L264 184L259 185ZM256 187L257 188L259 187V188L257 189ZM241 192H242V190H241ZM261 192H260V194H261ZM235 197H237V198H235ZM231 198L234 201L231 202V200H230ZM216 200H218V201H216ZM244 201H242V202H244ZM229 203H230V205H229ZM205 205H207V206H205ZM228 206H230V207H228ZM196 207H198L199 209L198 208L196 209ZM207 207L209 208V210ZM217 210H219V211H217ZM228 211H229V213H228ZM200 213H201V215H200ZM262 213H263V215H262ZM205 214H206V217L204 218ZM208 214L210 216H208ZM195 215H196L197 220L196 219L193 220ZM202 215H203V217H201ZM222 215H224V216H222ZM187 217H189V218H187ZM258 218H260V219H258ZM192 220L194 221L193 223H191ZM195 221H197V222H195ZM196 223H198V224L196 225ZM248 224H249V226H248ZM215 225H217V224H215ZM253 226H255V227H253ZM208 228H210V229H208ZM204 231L206 233H204ZM189 236H191V237H189ZM184 252H185V250H184ZM179 253H181L180 256L183 255L182 256L183 258H181L179 256ZM174 254H176V255H174ZM178 257H180L181 259ZM177 258H178V260H177Z\"/></svg>",
	"mask_w": 264,
	"mask_h": 264
}]
</instances>
